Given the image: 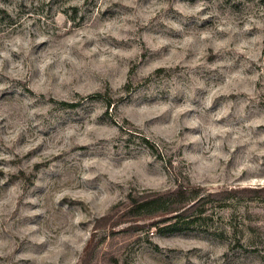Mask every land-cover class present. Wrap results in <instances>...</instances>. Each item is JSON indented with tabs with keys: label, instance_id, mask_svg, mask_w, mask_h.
<instances>
[{
	"label": "rangeland",
	"instance_id": "rangeland-1",
	"mask_svg": "<svg viewBox=\"0 0 264 264\" xmlns=\"http://www.w3.org/2000/svg\"><path fill=\"white\" fill-rule=\"evenodd\" d=\"M0 264H264V0H0Z\"/></svg>",
	"mask_w": 264,
	"mask_h": 264
},
{
	"label": "trees",
	"instance_id": "trees-1",
	"mask_svg": "<svg viewBox=\"0 0 264 264\" xmlns=\"http://www.w3.org/2000/svg\"><path fill=\"white\" fill-rule=\"evenodd\" d=\"M61 103L67 104V102ZM110 104L111 102L108 100L107 105ZM202 189L198 185L178 184L174 189L166 192L148 191L142 192L137 196L129 194V204L127 208L120 212L119 216H125L128 219L127 221H136V218L145 212L148 215H151L150 213H158L157 216L159 217L155 221L151 220L149 222V225L157 227L158 223L166 221L168 217H180L179 219L183 220L178 226L176 224L178 222H171L170 224L164 225H170L172 230H181L183 225L189 227L195 222L197 216L195 214H189L188 212L204 198L201 194ZM208 194L211 196L215 195L213 193ZM133 225L135 226V224Z\"/></svg>",
	"mask_w": 264,
	"mask_h": 264
}]
</instances>
